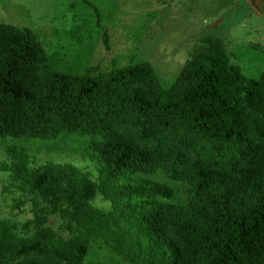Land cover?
Segmentation results:
<instances>
[{
	"label": "trees",
	"instance_id": "1",
	"mask_svg": "<svg viewBox=\"0 0 264 264\" xmlns=\"http://www.w3.org/2000/svg\"><path fill=\"white\" fill-rule=\"evenodd\" d=\"M225 22L194 37L169 90L149 63L56 71L32 29L0 27V175L37 198L57 193L49 213L63 201L77 208L66 241L49 227L19 237L1 221L0 264H84L92 245L129 264H264V72L243 74ZM66 135L90 137L93 173L34 167L27 147L6 142ZM94 188L108 211L88 201Z\"/></svg>",
	"mask_w": 264,
	"mask_h": 264
},
{
	"label": "rangeland",
	"instance_id": "2",
	"mask_svg": "<svg viewBox=\"0 0 264 264\" xmlns=\"http://www.w3.org/2000/svg\"><path fill=\"white\" fill-rule=\"evenodd\" d=\"M0 27L18 25L32 29L46 49L56 71L82 76L108 72L115 65L123 67L149 63L163 89L176 82L197 46L194 37L207 26L217 28L226 20L225 38L236 56V64L245 76L259 78L264 72V0H80L74 9L71 0H3ZM246 8L243 10L242 8ZM261 11H259V9ZM245 12L244 18L238 20ZM107 32V44L103 30ZM6 142L27 147L32 166L44 163L66 164L94 172L96 158L90 156V137L66 135L51 141ZM0 140V161L6 153ZM179 198L184 187L177 186ZM58 197L37 198L19 182L0 175V222L16 224L19 237H29L49 227L59 241L75 235L76 206ZM88 201L97 209L108 211L94 188ZM21 204L20 207L18 205ZM84 264H129L108 248L92 245Z\"/></svg>",
	"mask_w": 264,
	"mask_h": 264
}]
</instances>
